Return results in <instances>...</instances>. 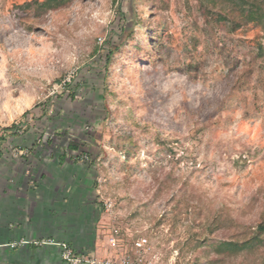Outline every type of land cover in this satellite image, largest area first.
I'll return each instance as SVG.
<instances>
[{"label": "rangeland", "instance_id": "374dc122", "mask_svg": "<svg viewBox=\"0 0 264 264\" xmlns=\"http://www.w3.org/2000/svg\"><path fill=\"white\" fill-rule=\"evenodd\" d=\"M226 11L222 0H0V130L23 121L12 151L38 143L85 169L86 209L70 221L86 258L145 236L156 264H264V245H215L250 236L264 210V34L232 31ZM223 37L236 69L218 53ZM125 40L105 84L107 49Z\"/></svg>", "mask_w": 264, "mask_h": 264}, {"label": "crops", "instance_id": "0c3cea01", "mask_svg": "<svg viewBox=\"0 0 264 264\" xmlns=\"http://www.w3.org/2000/svg\"><path fill=\"white\" fill-rule=\"evenodd\" d=\"M18 139L23 148L31 140L28 136ZM10 140L0 145V254L7 255L3 249L22 248L21 255H9L10 264H69L60 255L61 247L38 242L67 237L64 241L84 254L76 241L78 224L72 226L70 220L78 221L80 207L86 209V171L81 165L79 177L73 170L78 166L74 157L66 152L58 155L38 143L30 154L15 153L8 147ZM78 177L83 178L81 183ZM25 241L29 243L24 245Z\"/></svg>", "mask_w": 264, "mask_h": 264}, {"label": "trees", "instance_id": "16d2710c", "mask_svg": "<svg viewBox=\"0 0 264 264\" xmlns=\"http://www.w3.org/2000/svg\"><path fill=\"white\" fill-rule=\"evenodd\" d=\"M223 1V7L227 8V11L225 12L226 15L224 16V19L228 20L231 25L233 26L231 28L232 31H235L236 29H239L243 26L247 27L250 24H255L262 27L263 34H264V0H222ZM238 19V20H236ZM214 24H208L206 30V34L209 36L208 39L215 40V34L212 30H214ZM132 33L128 34L127 38L130 39L132 37ZM126 38V40H127ZM126 40L121 43L120 45H117L115 47L108 48V52L106 54V63L104 67V73H105V84L108 82V74H109V68L114 60V56L121 50V48L126 44ZM214 43V41H211ZM219 46H216L218 53L223 56L226 60V66L229 67L230 70L232 68L236 69L238 67L237 62L239 59H235L233 56V50L231 48L230 42L226 38H222L219 41ZM260 50L262 53H264V44H260ZM192 70H197V65L191 66ZM264 73V68H263ZM244 83H247V78H245L243 81H241V84L239 85V88L244 87ZM67 86H70V83L66 84ZM107 87L105 88V91H107ZM68 89V88H66ZM31 113V110L26 111L24 113V117H27ZM23 125V121H17L14 122L9 127H5L2 130H0V145L4 144L8 140V133L14 134L16 130ZM74 149L77 148V146H72ZM215 230H210V235H212ZM207 238H204L203 240H200V245L204 244ZM212 244V243H210ZM214 244V243H213ZM217 245V248L222 253H239L243 251H252L260 246L264 245V210L261 216V220L259 221L258 225L253 229L250 236L244 237L243 239H237V240H224V241H217L215 243ZM71 246V245H70ZM72 247V246H71ZM73 248V247H72ZM76 255H79V252L73 248Z\"/></svg>", "mask_w": 264, "mask_h": 264}, {"label": "built area", "instance_id": "2783aa9c", "mask_svg": "<svg viewBox=\"0 0 264 264\" xmlns=\"http://www.w3.org/2000/svg\"><path fill=\"white\" fill-rule=\"evenodd\" d=\"M110 205L106 203V210ZM116 235L109 237L108 241L112 249L119 247V240ZM63 251V260L69 264H156L157 255L153 254L152 246L147 237L141 236L132 242V247L115 257H105L103 259L86 258L85 255H76L73 248L65 241H53ZM120 250V249H119Z\"/></svg>", "mask_w": 264, "mask_h": 264}]
</instances>
